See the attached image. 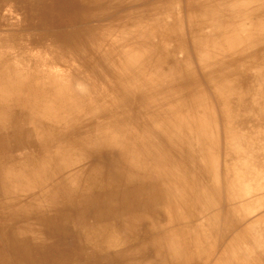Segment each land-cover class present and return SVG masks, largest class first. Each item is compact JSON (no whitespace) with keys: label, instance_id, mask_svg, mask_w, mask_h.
<instances>
[{"label":"bare ground","instance_id":"6f19581e","mask_svg":"<svg viewBox=\"0 0 264 264\" xmlns=\"http://www.w3.org/2000/svg\"><path fill=\"white\" fill-rule=\"evenodd\" d=\"M32 47L47 101L8 131ZM31 138L62 223L18 164ZM80 176L98 192L71 196ZM76 222L137 241L85 264H264V0H0V264H66Z\"/></svg>","mask_w":264,"mask_h":264},{"label":"rangeland","instance_id":"374dc122","mask_svg":"<svg viewBox=\"0 0 264 264\" xmlns=\"http://www.w3.org/2000/svg\"><path fill=\"white\" fill-rule=\"evenodd\" d=\"M14 33V32H13ZM15 34V33H14ZM7 45L12 48L13 50L17 49V43L16 39L13 37H10ZM33 49V58L36 60L38 67H39V72L33 71L32 73H29L27 76L25 82L23 83V86L20 88L19 86L17 87L12 86L10 91L8 92V102L7 105H9L10 112L8 113L9 119L7 120L5 126L8 128V131H14L17 130V127H19L20 123L15 122V115H18V112L15 111V108L17 107V104L19 105H27V106H33V104L37 107H33L34 109V115H38L39 111L41 110L43 103H46L47 101V96L46 95H41L38 94L37 92L40 91V89H44L45 86H47V83L49 82L48 79L42 75L40 72L45 71L48 69V61L50 59L49 57V50L48 47H41L40 49H37L36 47H32ZM47 52V53H46ZM26 66L31 65L28 63V61L25 62ZM5 75L8 76L7 71H5ZM9 77V76H8ZM41 95V96H40ZM6 98V99H7ZM32 109V113H33ZM54 112L56 109H52ZM14 118V121H13ZM21 126V125H20ZM5 127H3V130ZM63 129V132H65V129ZM30 139V138H29ZM71 140V139H70ZM70 140H66L67 143L62 145L65 146V150L72 149L74 151H83L79 147H74L73 145H70L69 143L71 142ZM32 146L31 145H26L25 147L30 146L28 149V156L27 158H24V160L19 161L18 164L21 167H26L30 170L31 172V179L28 180L29 182V190L32 192L36 193L40 198H42L44 201H47L51 204H53L55 210H53V218L56 220L58 223H62V216L66 213V211H63L62 209H66L58 199L54 198V201L51 199V197L48 196L46 187L43 186L40 182H37L35 180L37 173V165L39 163V160L37 159V152L35 151V139L31 138ZM46 145V144H45ZM48 146V145H46ZM51 146V143L49 144ZM35 147V148H34ZM42 147V146H41ZM33 148V149H32ZM43 148V147H42ZM247 150H250L251 146L248 145L245 147ZM73 152V151H71ZM55 156L49 155V158L53 159V162L56 163L57 165H60V157H56V154H53ZM32 170V171H31ZM184 174L180 176V190L182 191L184 197V205L187 207L186 211L188 213V216H192L193 212V207L189 202L190 199V190L194 186V181L195 177L193 179L185 173L183 170ZM187 177V178H186ZM75 184L77 185L76 191H70L71 196H76V192L79 193H84V194H91V193H96L98 192L96 190V181L93 180V178H83V176H80L78 178L73 179ZM192 180V181H191ZM55 182H49V186L54 185ZM74 189V188H73ZM11 192L15 195L17 194L18 190L15 186H12L10 189ZM185 191V192H184ZM58 204V205H57ZM192 211V212H191ZM68 213V212H67ZM69 216L71 215V211L69 209ZM66 215V214H65ZM74 219V217H71ZM71 219V221H72ZM70 235L71 238L75 241L73 246H69V252L67 253L68 260L66 264H85L83 258H86L89 260V258L95 257V256H104V255H111L115 256L118 254L121 250L126 249L127 246L131 247L135 244H137V241H130L126 242V240L122 241L119 240V236L117 235V230L110 226H86L82 227V225L76 223H72L68 226L66 230ZM1 237V236H0ZM52 241V240H51ZM82 257V260L80 263H78L76 260ZM195 264H203V263H198L195 261Z\"/></svg>","mask_w":264,"mask_h":264}]
</instances>
